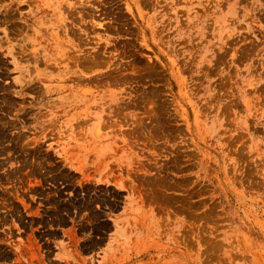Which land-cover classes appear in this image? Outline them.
Here are the masks:
<instances>
[{
	"label": "rangeland",
	"instance_id": "1",
	"mask_svg": "<svg viewBox=\"0 0 264 264\" xmlns=\"http://www.w3.org/2000/svg\"><path fill=\"white\" fill-rule=\"evenodd\" d=\"M0 264H264V0H0Z\"/></svg>",
	"mask_w": 264,
	"mask_h": 264
},
{
	"label": "crops",
	"instance_id": "2",
	"mask_svg": "<svg viewBox=\"0 0 264 264\" xmlns=\"http://www.w3.org/2000/svg\"><path fill=\"white\" fill-rule=\"evenodd\" d=\"M115 239L116 238L114 236H109V238L105 241L104 247L102 248L103 254H105V255H110L111 254V252L113 251ZM80 243L81 242L73 243L74 244V248L72 250L63 249L60 252L61 253V257L68 258L72 254V252H76L77 251L78 245ZM68 251H72V252H68Z\"/></svg>",
	"mask_w": 264,
	"mask_h": 264
}]
</instances>
